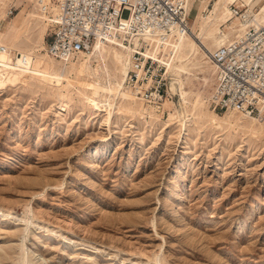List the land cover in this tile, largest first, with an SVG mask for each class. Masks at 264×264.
I'll list each match as a JSON object with an SVG mask.
<instances>
[{"label": "rangeland", "instance_id": "374dc122", "mask_svg": "<svg viewBox=\"0 0 264 264\" xmlns=\"http://www.w3.org/2000/svg\"><path fill=\"white\" fill-rule=\"evenodd\" d=\"M230 3H244L264 20V0H227L228 9ZM25 4L0 0V33L17 52L14 63L33 49L46 56L51 39L48 19L54 5L47 8V20L28 18L8 29V20ZM217 4L223 1L194 5L199 8L189 24L209 16ZM10 6L13 13L7 15ZM31 10L45 14L40 5ZM237 27L229 11L209 30L225 29L229 38ZM205 45L215 51L220 44ZM54 63L57 69L66 64ZM107 64L113 83L121 77L120 67L113 60ZM197 65L185 79L189 118L205 110L224 117L226 112L211 103L214 74L205 88L200 78L208 70L198 73L210 65L214 69L212 61L203 58ZM168 90L160 109L133 94L121 99L120 106L133 101L152 110L159 120L151 128L114 112L108 130L101 125L107 111L86 106L77 93L69 109L56 112L54 88L16 72L4 75L0 264H264V118L257 117L262 120L255 137L246 125L205 118L190 124L188 115L163 129L172 107L180 108L178 93ZM201 93L205 105L197 103ZM32 251L46 261L24 259Z\"/></svg>", "mask_w": 264, "mask_h": 264}, {"label": "built area", "instance_id": "2783aa9c", "mask_svg": "<svg viewBox=\"0 0 264 264\" xmlns=\"http://www.w3.org/2000/svg\"><path fill=\"white\" fill-rule=\"evenodd\" d=\"M50 13L48 53L68 61L92 50L122 31L149 32L169 38L189 30L187 0H39ZM244 27L210 53L215 73L211 103L218 110H232L264 118V22L256 25L247 5H229ZM7 15L13 13L8 7ZM145 43L131 51L126 85L145 103L160 109L169 96L164 66L147 52ZM14 61L17 52L0 45ZM163 70V71H162Z\"/></svg>", "mask_w": 264, "mask_h": 264}, {"label": "bare ground", "instance_id": "6f19581e", "mask_svg": "<svg viewBox=\"0 0 264 264\" xmlns=\"http://www.w3.org/2000/svg\"><path fill=\"white\" fill-rule=\"evenodd\" d=\"M200 1L202 0H187V8L191 19L193 18L190 7L193 8L196 3L199 6ZM222 1L223 5H215L209 16H197V19L196 21H193V24L191 21L189 24V30L186 33H179L176 36L169 38H160L149 32L131 33L122 31L109 38L106 42H95L92 50L80 55H85L82 60L75 64L71 60L65 61V66L60 69H57L54 63L55 60H60L52 57L48 53L47 47H45L46 56L45 54L42 56L37 55L36 51L38 50L33 49L31 52L23 55L24 57H22L21 63L12 62L10 58H7V55H9L8 52H3L0 54V82H2L4 75L11 71L16 72L22 77L35 79L47 87L54 88V90L57 91V97L59 98V107L56 112L69 109V103L73 98L72 93H77L84 99V104L86 106H91L95 110L103 109L107 111L106 116L101 121V125H106L108 130H110L109 126L112 122V114L114 112L122 114L126 120L132 118L142 121L145 129L151 128L156 124L155 122L159 120L152 110L146 109V107L138 105L133 101L126 106H123L122 104L120 106V103H122L121 99L123 98L124 100L125 97L132 98L131 94H133L136 99H140L133 90L126 85V79L130 68L131 51L145 43L146 49L148 50L147 52L164 65V75L169 79L170 86L174 87L173 91L178 93V100H180V108L175 107L176 105L172 107L174 108V112L168 113V117L164 121L165 126L163 129H167L169 127L168 123L175 119L177 122L182 123V120H184L185 117L187 118L188 115L187 119L190 124L194 123V120L198 121L205 118L213 124L216 122L220 124L225 121L229 124L235 122L237 125H246L245 128L247 131L250 132L252 137H255V133L258 132L257 124L262 120L255 116L249 117L236 111L226 110L224 111L226 112L225 116L219 117L214 112L205 110L199 111L196 116L190 115L191 117L189 118L188 107L191 100L190 92L185 89V79L193 74V70L197 71V69H199L197 63L200 59H209L211 58L210 53L215 52L206 47L205 41H216L221 45L226 43V41H229L244 27V22H241L238 17H234L231 14L230 7L228 9L227 6V0ZM25 3V6L19 8L14 17L8 20V29L19 27L28 18L48 19V16L46 17V13L48 12L47 9H45V14L43 15L35 14L31 10L39 5V0H25ZM229 11L232 17L238 20V27L230 34L229 38L225 29L209 30V27L216 24L218 20L229 16ZM54 12H56L55 6L52 13ZM253 16L256 25L264 22V20H257L254 14ZM195 25L197 29L196 31H192L191 29L192 27H195ZM5 31L6 30H3L4 33ZM3 36L4 34L0 33V45H5L9 50L10 47H8L2 40ZM153 46H156L155 50H152ZM18 58L21 57L18 56ZM108 60H113L115 63L119 64L120 67L119 71L121 72V77L117 81L114 80L113 83L110 82V74L107 66ZM67 63H70L69 66H67ZM214 69L213 66L210 65L198 70V73H203L208 70V76L200 78L205 88L212 81L211 77L215 73ZM196 79L199 80L197 77ZM69 85H71L76 91L72 92V90L68 88ZM110 87V91H112V89L114 91L112 94H108V96L106 91ZM197 97V103L205 105L202 93L198 94ZM195 107L196 104L193 108ZM236 114L241 116H237ZM146 115L150 116V120L146 119ZM114 122L111 125H114ZM38 255H41V253H35L32 251L30 254L26 255L24 259L32 258L33 261H41V263L43 260L46 261L44 257H42L41 260L40 258H37ZM42 264H44V262Z\"/></svg>", "mask_w": 264, "mask_h": 264}, {"label": "water", "instance_id": "95a60500", "mask_svg": "<svg viewBox=\"0 0 264 264\" xmlns=\"http://www.w3.org/2000/svg\"><path fill=\"white\" fill-rule=\"evenodd\" d=\"M167 85H168V89H170V91H172V94H173V95L177 94L176 91L173 92L174 87H171V86H170V83H169V79H168V78H167Z\"/></svg>", "mask_w": 264, "mask_h": 264}, {"label": "crops", "instance_id": "0c3cea01", "mask_svg": "<svg viewBox=\"0 0 264 264\" xmlns=\"http://www.w3.org/2000/svg\"><path fill=\"white\" fill-rule=\"evenodd\" d=\"M200 2H201V1H200ZM196 4H197V3H196ZM196 4H194V5H196ZM18 7H19V6H18ZM198 8H199V7H197L196 9H194V7H193V8L190 7L192 13L197 12ZM195 10H196V11H195Z\"/></svg>", "mask_w": 264, "mask_h": 264}]
</instances>
